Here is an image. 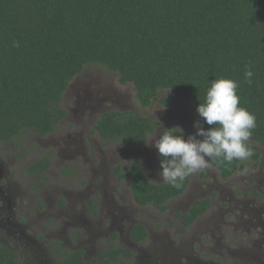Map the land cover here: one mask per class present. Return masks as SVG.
I'll list each match as a JSON object with an SVG mask.
<instances>
[{"label":"trees","instance_id":"16d2710c","mask_svg":"<svg viewBox=\"0 0 264 264\" xmlns=\"http://www.w3.org/2000/svg\"><path fill=\"white\" fill-rule=\"evenodd\" d=\"M90 63L116 72L121 83H133L143 107L161 96L168 106L170 89L198 107L212 80L236 81L239 106L256 117L247 142L251 155L209 163L228 178L246 161L258 162L264 146V0H0V141L16 144L31 131L55 130L66 114V88ZM249 69L251 83L245 77ZM156 124L139 113L113 110L97 128L106 141L142 147ZM117 172L131 178L140 204L162 209L191 175L157 184L138 160ZM209 206L208 200L198 201L189 215ZM134 236L145 240V227L136 225ZM8 256L0 245V264ZM69 262L83 264L81 252H72Z\"/></svg>","mask_w":264,"mask_h":264},{"label":"flooded vegetation","instance_id":"af4514ba","mask_svg":"<svg viewBox=\"0 0 264 264\" xmlns=\"http://www.w3.org/2000/svg\"><path fill=\"white\" fill-rule=\"evenodd\" d=\"M70 87L71 83L66 88L61 100L66 114L59 119L55 130L44 135L31 131L26 134L25 138L18 139L16 144L0 141V245L9 253L5 264H69L71 253L77 251L81 252L83 264H149L152 260H160L161 264H176L171 261L172 258L176 256V258L182 259L183 255L189 260L187 264H232L231 259L235 260V264H238L236 259L241 255L236 254L235 257L231 245L241 240L242 235L228 239L226 234L228 223L225 217L231 213V217L239 218L237 213L239 206L234 205L225 209L218 206L217 214L212 213L204 219L206 213L210 214L212 209L214 191L221 193L223 188L221 181L215 175L211 179L215 182L214 188H210L209 183H205V185L197 183V194L193 195L190 205L184 209L172 210V203L186 195L189 181L197 171L204 170L206 175L215 173V171L220 173L209 163V158H206L205 167L191 173L184 190L169 199L165 209L151 203L140 204L135 198L131 178L122 176L120 173L117 175L119 180L120 176L124 180H128L133 198L140 207L154 205L160 213H170L172 216L166 219V227L178 223L176 226L178 234H175L178 237V242H174L173 238L169 237L170 246H167L163 238L160 237L163 233L167 236L173 235L169 229L161 227L162 225H159L158 221L150 222L151 225L147 221L134 219L131 200L121 196L124 203V206L121 207L117 197L112 193V186L104 185H109L111 182L104 183V179L107 178L99 170L101 161L98 156L103 152L106 140L98 130L97 124L110 108L105 109L101 106L98 110L93 109L92 112L85 114L86 117L81 122L78 119L81 111L69 106L65 107L64 104ZM166 95L171 101L168 106L162 103V96L156 100L161 104L160 114H163L164 118H154L147 112L148 109L153 108V104L144 109L142 111L144 114L141 115L153 119L157 124L142 147L124 145L128 152H136L142 148L147 150L151 138L154 136L157 138L165 129L179 126L183 129L186 139L196 132L193 124L200 120L196 111L197 106L192 101L174 93L169 92ZM180 98L182 101L179 100ZM188 106H192L190 112ZM157 114L159 116V113ZM166 119L175 120V125H170L171 122L165 121ZM62 121H65V129L69 128V125H80L99 138V140L90 138L85 144L84 152L82 151L83 162L90 163L87 168L79 167L78 162L66 161L63 163L57 160L55 163L53 149L61 147L63 150L64 147L72 146L70 138L71 140L73 138L70 132L64 131L58 133L56 138L51 137L52 135L55 137ZM188 125L189 127L186 129L185 127ZM176 129L181 131L179 128ZM198 139H202V137H198ZM46 144H52L53 149L44 148ZM90 147L92 150L94 147L95 152H89ZM9 148L12 150L9 151ZM259 150L260 157L256 163L262 171L264 168V146H261ZM29 153H36L37 156L32 163L24 164L22 160ZM79 153H81V149L75 142L71 151L63 156L71 159L78 156ZM156 157L160 159L161 156L157 154L153 159ZM36 162L41 163L38 165ZM135 162H132L131 165ZM139 162L143 166L146 176L152 182L166 183L159 176L158 166L154 167L153 178H150L149 169L144 167L142 161L139 160ZM151 163L152 159L148 156V164ZM33 164L35 166L31 167ZM119 164L121 165L118 166H121L123 170H128L131 166L130 164L126 165L128 161H121ZM253 164L255 161L251 160L250 165ZM52 168H54V172H52ZM68 183L74 186L73 191L67 190ZM200 188L206 189L202 191ZM59 191L65 193L61 196ZM252 192L254 198H264V187ZM197 197L208 200L210 206L203 213L193 217L189 213L199 199ZM110 202H113V205H110ZM240 209L244 218L235 221L234 227L238 228L244 222L247 232L243 238H246L251 244L261 246L262 257L257 255L256 259L259 258L256 261L259 262L258 264H264V206L256 210L247 206ZM84 210L89 212L91 217L86 214L85 217L81 216L80 214ZM107 217L108 219H106ZM153 217L157 216L153 215ZM106 220H108L107 224ZM119 221L124 227L120 226ZM136 225L145 227L147 233L145 240L135 239L134 228ZM156 228H159L161 232L157 233ZM255 235H258V239L254 238ZM146 241H150V244H146ZM236 245L239 246L240 243ZM195 252L196 256L193 255ZM241 264H246V260Z\"/></svg>","mask_w":264,"mask_h":264},{"label":"rangeland","instance_id":"374dc122","mask_svg":"<svg viewBox=\"0 0 264 264\" xmlns=\"http://www.w3.org/2000/svg\"><path fill=\"white\" fill-rule=\"evenodd\" d=\"M68 91V90H67ZM69 95L66 96L65 101V107L69 106L73 109H79L81 112L78 115V119L81 120L84 117H86L85 114H88L89 112H92L93 109H100L101 106L103 108H110L109 110H122L123 112H131V113H139L144 114L142 112L147 107H143L139 102H137L136 98V90L133 85V83H121L119 80V76L116 72L112 70H108L103 66H100L99 64L90 63L87 64L84 68V71L74 77V79L71 81V87L68 91ZM182 101V98L179 99ZM153 108L148 109V113L152 115L154 118H164L163 114H160V111L162 110L161 104L159 102L153 103ZM189 112L192 109V106H188ZM104 109V111H105ZM108 110V111H109ZM106 111V112H108ZM159 113V116L158 114ZM156 116V117H155ZM166 118V117H165ZM165 121H170V125H175V120L171 121L170 119H166ZM65 121H62L58 128V132L51 137L56 138L58 136V133L61 132H67L71 134V137L73 138L71 140L70 138V145L68 147H64L63 150L60 148L53 149L52 144H46L44 145V148H52L54 152V159L55 163L58 161H62L63 163L68 162H78L79 167L87 168L89 166V162H83L82 157L84 152L85 144H87V141L92 139H98L96 135L93 133H90L87 128L78 126H71L69 125V128L65 129ZM189 127L186 126L187 129ZM156 137H152L147 150H144L143 148L136 152H128V150L124 147L121 142L118 141H106L103 145V152L99 154L98 159L101 161L99 164V170L101 174L105 175L107 179H104V183L106 181L111 182V184L106 185L110 187L112 186V193L115 197H117V200L119 201V204L121 207L124 206V203L121 200V196H125L127 199H130L132 202V206L134 208V214H132L133 218L139 221H147L149 224L150 222L158 221L159 225H162L161 227H165L171 231L173 235L167 236L165 233L162 234L160 238H163L164 243L167 246H170V239L169 237H172L174 242H178V237L175 234H178V228L176 227L178 225L173 223L168 225V227L165 226L166 219L170 218L172 215L170 213H160L158 208L154 205H146L144 207H140L137 202H135L131 187H129L128 180H124L117 173V166L121 165L119 164L121 161H128V164L131 165L134 161H142L144 167H147L150 172V178H153V171L154 167L158 166L159 157H156V159H153L154 156H157L158 150L155 149L153 146H151V142ZM75 142H77L78 147L81 149V153H79L78 156L73 157L71 159H67V157H64V154H67L71 151L73 146L75 145ZM121 144V145H120ZM32 145V144H31ZM9 151L12 149L9 148ZM89 152L93 153L95 152V148L90 147L88 149ZM36 153H29L22 162L24 164L32 163L34 158L37 156ZM148 156L151 157L152 163L148 164ZM147 159V163H146ZM250 161L245 162V166H243L241 169L237 170L233 176H230L228 178H223V176L217 171L215 173H208L205 174L204 170L201 172H196L191 180L189 181V187L187 189L186 195L180 197L179 199L175 200L172 203V210L175 209H184L187 208L190 205V202L192 201L193 195L197 194L196 188L197 183H202L205 185V183H209L210 188H214L215 182L211 180L213 176L215 175L220 181L221 185L223 186L221 193L214 191V198L212 203V209L209 213H206V216L204 219L208 218L212 213L217 214L218 206L223 207V209L228 208L230 206L238 205L239 209H237V213L239 215V218H235L234 216H230L231 213H228L226 218V221L228 223L226 234L228 239H232L235 237H238L240 234L242 235V239L234 242L231 247L233 251L236 254L241 255L237 260V263L241 264L246 260V264H258L256 260L259 257H262V249L261 246L257 244H251L247 241L244 235H246L247 229L244 228L245 224H241L238 228L234 227V222L238 219L244 218L241 207H250L252 210H256L257 208L264 206V198L256 199L254 198V193L252 191L258 190L260 187H264V168L261 171L258 168V163H255L253 165H250ZM124 167V166H123ZM126 169V168H125ZM52 172H54V168H52ZM263 181V183H262ZM105 189V187H104ZM202 189V188H200ZM206 188H203L202 191H204ZM67 190L73 191L74 186H72L71 183L67 184ZM217 190V189H214ZM201 191V192H202ZM218 191V190H217ZM201 192H198V194H201ZM65 192L59 191V194L62 196ZM264 196V194H263ZM199 198V197H197ZM200 199V198H199ZM197 200L196 203L200 200ZM113 205V202H110V205ZM215 211V212H214ZM85 212V213H84ZM89 215L91 217V214L87 211H83L80 215L85 217L86 215ZM153 215H156L157 217H153ZM248 215V214H247ZM254 215V214H253ZM108 219V217L106 218ZM242 221V220H239ZM108 223V220L105 222ZM120 226L124 227L122 225V222L119 221ZM124 224V223H123ZM152 225V224H151ZM162 229V228H161ZM157 233H160L161 230L159 228H156L155 230ZM237 234V236H235ZM255 239H258V235L254 236ZM152 240V239H151ZM154 242V241H153ZM237 243H240V245H236ZM146 244H150V241H146ZM173 248V247H172ZM198 251V245L196 247ZM171 251V249H170ZM196 251V250H194ZM193 255H197L196 252L193 253ZM259 256L256 259V256ZM148 260V259H147ZM173 263L176 264H187L188 259L185 257V255L182 256V259L180 257L176 258L174 256L171 260ZM149 263V262H148ZM161 264L162 262L152 260L149 264ZM231 263L235 264V260L231 259ZM138 264V263H137Z\"/></svg>","mask_w":264,"mask_h":264},{"label":"clouds","instance_id":"9594fccd","mask_svg":"<svg viewBox=\"0 0 264 264\" xmlns=\"http://www.w3.org/2000/svg\"><path fill=\"white\" fill-rule=\"evenodd\" d=\"M252 76L250 69L245 72L248 83L252 82ZM237 88L234 80L215 78L210 82L204 101L198 104L196 111L201 119L193 124L196 132L185 139L183 129L177 126L173 129L179 128L182 135L165 129L151 142L161 156L159 176L162 181L182 180L205 167L206 158H223L230 163L251 155L247 142L256 127V117L239 106ZM201 121L212 127L205 129Z\"/></svg>","mask_w":264,"mask_h":264}]
</instances>
